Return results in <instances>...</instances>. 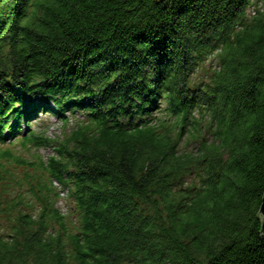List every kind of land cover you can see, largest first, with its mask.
<instances>
[{
	"label": "trees",
	"instance_id": "16d2710c",
	"mask_svg": "<svg viewBox=\"0 0 264 264\" xmlns=\"http://www.w3.org/2000/svg\"><path fill=\"white\" fill-rule=\"evenodd\" d=\"M259 2L0 0V264H264Z\"/></svg>",
	"mask_w": 264,
	"mask_h": 264
},
{
	"label": "rangeland",
	"instance_id": "374dc122",
	"mask_svg": "<svg viewBox=\"0 0 264 264\" xmlns=\"http://www.w3.org/2000/svg\"><path fill=\"white\" fill-rule=\"evenodd\" d=\"M257 8H264V3L262 2H259L257 3ZM256 8V9H257ZM253 8V11L252 9H250L248 11V14L250 15H254V13L252 12H256ZM252 11V12H250ZM210 65V62L206 64V66H209ZM210 67V66H209ZM34 107V106H33ZM36 132L37 133H43L44 136H48L49 138H53V139H56L58 138L62 131H61V124L60 122L54 120L53 118L50 117V119H47L46 117L42 116L40 117V121L36 127ZM42 135V134H41ZM10 149L12 151V155L14 157H22V156H29L30 153H38V154H42L44 156H49L51 150H47V149H43V148H40V150H36L35 148L33 147H30L28 149H24L21 145H19L18 143H15L13 145H5V146H0V151L3 150L5 151V149ZM29 151V153H28ZM13 158V157H12ZM4 160H0V162H3ZM187 182L189 183L190 180L188 179ZM62 198V201H59L56 205V207H58L59 210L62 211V213L66 214L67 212V205H69L68 201L65 200V195H62L61 196ZM1 226L2 227H5L6 226V222H8V219H6V217H3L1 220Z\"/></svg>",
	"mask_w": 264,
	"mask_h": 264
},
{
	"label": "water",
	"instance_id": "95a60500",
	"mask_svg": "<svg viewBox=\"0 0 264 264\" xmlns=\"http://www.w3.org/2000/svg\"><path fill=\"white\" fill-rule=\"evenodd\" d=\"M264 193V191H263ZM258 216H260V220H261V234L262 236H264V194L262 196L261 199V206L259 208V212H258Z\"/></svg>",
	"mask_w": 264,
	"mask_h": 264
}]
</instances>
